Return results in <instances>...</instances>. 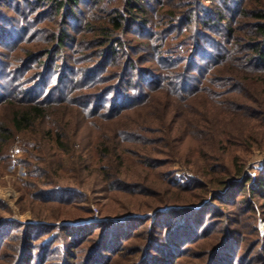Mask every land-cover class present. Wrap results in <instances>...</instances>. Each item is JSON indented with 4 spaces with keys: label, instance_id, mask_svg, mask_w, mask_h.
<instances>
[{
    "label": "trees",
    "instance_id": "obj_1",
    "mask_svg": "<svg viewBox=\"0 0 264 264\" xmlns=\"http://www.w3.org/2000/svg\"><path fill=\"white\" fill-rule=\"evenodd\" d=\"M7 1L0 0V41L7 42L0 46V161L17 136L27 135L30 153L38 151L34 159L45 167L25 164L44 185L56 166L45 155L50 143L75 158L86 136L102 164L80 163L86 159L79 155V168L134 198L143 187L128 158L160 170L175 164L184 142L208 154L219 144L217 110L264 121V0ZM242 102L245 109L236 110ZM62 168L57 164L56 172ZM225 171L213 169L209 185L219 193L205 206L207 184L171 179L187 204L171 214L178 213L183 231L192 227L194 233L182 240L159 221L166 243H157L155 231L146 247L138 245L145 258L127 264L162 260L152 251L178 262L204 240H213L214 248L198 255L199 262L206 260L201 264H264L252 202L264 200V169L257 182L246 177L231 187ZM44 185H32L33 197L48 203L80 198V188L51 191ZM195 189L199 195L191 194ZM230 207L238 209L230 214ZM190 208L208 211L199 221L202 213ZM151 220L35 225L0 218V264H111L129 252L119 245V230L139 222L147 227Z\"/></svg>",
    "mask_w": 264,
    "mask_h": 264
},
{
    "label": "rangeland",
    "instance_id": "obj_2",
    "mask_svg": "<svg viewBox=\"0 0 264 264\" xmlns=\"http://www.w3.org/2000/svg\"><path fill=\"white\" fill-rule=\"evenodd\" d=\"M6 3H8L7 0ZM5 9L8 16H11V13L7 12L8 8ZM6 43V41L1 40L0 46ZM236 107V110H244L245 102L237 104ZM217 111L215 113L218 115V122H220L218 127V133L220 134V138L218 139L219 144L214 150L209 148L208 154L204 151L202 153L200 149L196 148L197 146L194 143L186 144L184 142L181 156L178 159H174L175 164H171L168 168H161L160 170L144 168L134 164V161L136 162L135 158L127 159L128 167L135 174L134 179L139 181L143 187L140 195L134 198L124 193L116 194V192H113L109 188L107 183L102 182L97 174L79 168V155L83 159H86L81 160L80 163L88 161L93 166H100L102 164L101 157L97 151L88 148L89 143L86 136L83 137L80 135L82 141L75 154V158L71 157V155L65 156L52 143L46 145L47 150H45V155L50 160H54L53 158H55L54 164L56 166L50 167V170L48 169L50 177L45 183H49L45 185L42 184L43 180L38 178L39 174L33 171V167H28L25 164L26 160L37 163L34 156L38 154V151L34 150L33 153H30L27 142L24 140L27 139V135L26 137L22 135L17 136L3 152L4 158L0 161V218H3L7 222L10 221V223L16 222L35 225L38 223H43V225H52L55 223L59 225L65 223L69 225L73 223L71 221L77 219H90L97 223H102L117 219L123 220L128 216L152 218L147 227H141V223L139 222L126 225L125 230H119V233L124 232L121 235L119 245L120 247H127L129 252L124 254L123 258L121 256L118 257L111 264H127L128 261L144 259V254H141L142 252L139 253L141 250L138 248V245H144L146 247L145 245L148 244V239L153 236V233L156 235L157 232L155 231H159V235L155 236L158 238L157 243H166L163 238L164 231L156 228V226L160 225L159 221L163 223V227L170 230L169 232L175 231V234L179 235L177 237H182V240L190 237L192 236L190 233H194L191 230L193 228L190 227L191 229L187 228L183 231L184 229H181L182 227L180 226L183 223L181 222L180 224L178 222L180 219L175 221L178 213L171 214V211H182L185 209L183 206L187 205L183 200L181 191H175L171 188L169 184L171 179L174 178L180 183H188L196 180L199 183L207 184L208 197L204 201L205 206L211 203L215 195L219 193L216 188L209 185L211 178L216 177L214 176L215 174H212L213 169L220 171L221 168H224V171L227 170L225 171L226 175H223L224 177H229L227 187H231L233 183L241 182L246 177L253 184L252 175L256 174L257 182L264 169V121L242 118L240 115H220V111ZM28 136H32L34 139L36 138L32 134ZM37 164L40 167H45L44 164ZM57 164L63 165L59 173L56 172ZM76 169H80L82 172L76 173ZM241 171H243V176L239 179L234 178ZM51 182L54 184L53 186L50 185ZM32 185L40 187L44 185V188L50 189L51 191L55 190V187L62 189L80 188L81 192L78 195L80 198L70 203H48L47 201L33 197L35 192ZM197 191L195 189L191 194L199 195L200 192ZM225 193L226 190L222 191L221 195ZM191 201L195 202L194 200ZM252 202L255 203L254 206L256 208L254 228L258 231V235L264 243V200L256 196ZM164 205H167V207ZM237 209H234V207L227 208L230 214L234 213L233 211ZM189 211L195 214L197 212L202 213L199 216V221H202L203 212H207L208 210L190 208ZM145 213L148 214L143 215ZM118 216L121 217L117 218ZM203 224L204 222L201 223L202 226ZM118 228L121 227L118 226ZM138 230H145L146 235L142 233L141 235L137 234V237L128 238L127 234H134ZM213 248V240H204L199 245H193V250L187 252L184 258L182 253L180 260L174 262L178 264L205 263L206 260L204 259L202 262L201 260L199 262L198 255L202 251L204 253H210ZM158 253L160 252L152 251L150 256L152 258L161 257L162 260H155L153 258L151 264H175L172 257L164 256L163 254L159 256ZM171 256H175L173 252ZM103 257H105L104 254Z\"/></svg>",
    "mask_w": 264,
    "mask_h": 264
},
{
    "label": "built area",
    "instance_id": "obj_3",
    "mask_svg": "<svg viewBox=\"0 0 264 264\" xmlns=\"http://www.w3.org/2000/svg\"><path fill=\"white\" fill-rule=\"evenodd\" d=\"M252 177H253L252 179H253V183H254L256 181V174H253Z\"/></svg>",
    "mask_w": 264,
    "mask_h": 264
}]
</instances>
